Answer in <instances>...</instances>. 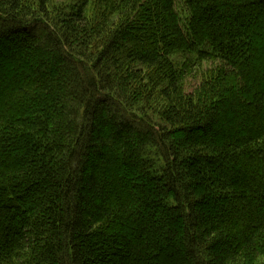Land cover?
<instances>
[{
  "label": "trees",
  "instance_id": "trees-1",
  "mask_svg": "<svg viewBox=\"0 0 264 264\" xmlns=\"http://www.w3.org/2000/svg\"><path fill=\"white\" fill-rule=\"evenodd\" d=\"M51 1L0 0V264H264V0Z\"/></svg>",
  "mask_w": 264,
  "mask_h": 264
},
{
  "label": "rangeland",
  "instance_id": "rangeland-1",
  "mask_svg": "<svg viewBox=\"0 0 264 264\" xmlns=\"http://www.w3.org/2000/svg\"><path fill=\"white\" fill-rule=\"evenodd\" d=\"M74 1L76 0H52L51 1L52 3L50 6H62V5H66L69 3H73ZM88 10L89 12L92 11V6ZM177 12L183 14L182 18L186 17L187 13L183 11V8L179 3L177 4ZM19 36L20 38H22V40L24 39V36L22 34L21 35L19 34ZM10 57L12 61L10 60ZM176 60H178L179 62H182L185 59H183L180 56V57H177ZM23 61L25 62V55L19 51H16L14 53H11L10 51V54H8L7 57H0V89L2 88L6 80L9 81L10 79L9 76H11L10 70H11V67L14 65V62H18L19 64L20 62L23 63ZM217 66L218 65L213 62H202L196 67L189 70L190 72L188 71V76L185 77L184 82H183V88H184L185 93L192 94L199 87L202 80H204L205 78L207 79L209 78V76H211L213 70H215ZM19 70H20V73L24 72L23 65L19 68ZM0 93H1V90H0ZM120 133L125 136L133 135L132 129L128 126H123V125H121ZM170 255L171 254H169V251L165 249L164 252L160 254L157 264L177 263L175 261V258L170 257Z\"/></svg>",
  "mask_w": 264,
  "mask_h": 264
}]
</instances>
